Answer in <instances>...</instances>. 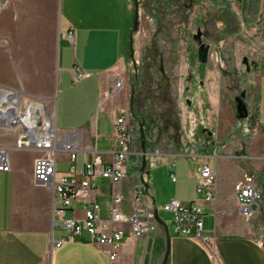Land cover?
<instances>
[{"label":"crops","instance_id":"obj_1","mask_svg":"<svg viewBox=\"0 0 264 264\" xmlns=\"http://www.w3.org/2000/svg\"><path fill=\"white\" fill-rule=\"evenodd\" d=\"M5 2L8 7L0 23L4 40L0 85L54 107L59 138L74 142L79 148L77 168H83L85 162L106 165L112 158L116 119L121 110L131 109L132 105L125 80L131 60L127 58V47L131 39L133 45L137 41L132 31L131 0ZM235 2L238 20L249 39L253 64L250 76L256 89V117L252 129L244 136L236 133V138L230 137L225 144H213L211 153L197 151L200 165L194 173L187 170L184 160L174 163L167 159L166 166L168 162L175 164L172 169L167 166L175 181L165 171L151 166L148 170L153 171L152 178L148 170L134 173L132 157L127 178L119 184L97 180L102 219L110 216L113 193L124 197V210L130 215L135 191L144 188L142 180L149 186L144 195L151 209L163 211L162 207L172 200L187 207H200L205 215V235L215 238L218 260H213L201 242L177 235L173 226L169 228L162 221L163 224H153L148 238H134L129 226H124L119 252L122 264H162L168 237L167 264H264L261 203L247 221L241 214L236 192L237 184L251 171L264 174V0ZM70 31L75 34L73 42L63 38ZM79 74L86 77L78 81ZM118 78L124 80V85L116 91ZM247 123L250 126V121ZM1 149L8 152L11 171L0 172V264H110L108 253L91 243L88 234L53 250L54 242L71 235L55 225L58 218L54 190L34 181V165L41 153L18 150L15 144H0ZM26 153L32 156L23 157ZM204 163L218 172L215 200L211 202L198 193L199 170ZM69 167L68 154L58 152L57 170L67 171ZM174 168L176 172L172 171ZM158 178L167 184L169 195ZM263 183L260 186L264 197ZM85 213L82 202H73L65 219L83 220Z\"/></svg>","mask_w":264,"mask_h":264},{"label":"rangeland","instance_id":"obj_2","mask_svg":"<svg viewBox=\"0 0 264 264\" xmlns=\"http://www.w3.org/2000/svg\"><path fill=\"white\" fill-rule=\"evenodd\" d=\"M3 1L0 0V23L8 7L7 2L3 4ZM131 3L134 25L135 0H131ZM139 6L140 30L134 35L137 37L136 44L133 45L131 39L127 47V58L131 60L125 80L131 91V103L135 95L140 114L144 113L148 117V126L143 125L148 166L160 169L159 172L165 171L170 176L166 166L168 158H155L154 155L156 152L166 155L173 151L169 146L171 143H168L170 136L179 146L175 153H184L186 150L211 153L213 144H225L236 133L245 135L237 118L235 99L245 91L249 112H256V89L251 85L250 76L252 72L248 73L243 64L244 58L251 60L249 39L238 20V5L235 0H139ZM198 29L202 32V42L210 49V60L204 68L198 62L199 46L194 40ZM1 30L2 28L0 32ZM3 43L0 36V54ZM132 47L134 58L131 57ZM162 66L166 77L162 76ZM1 71L3 65L0 61ZM152 73L154 77L151 76ZM200 80L206 82V93L198 91L197 84ZM155 86L168 91L154 99L152 96ZM188 86L192 87L190 95L185 92ZM187 98L191 100V106H188ZM56 104H59V95ZM174 106L180 117V130L170 128L168 133L163 132V121L158 119L162 118V113L171 116L175 112ZM132 126L134 156L130 162L134 173H137L143 162V139L140 134L141 126L134 116ZM247 129L249 131L248 126ZM16 138L17 134L14 132L0 130V144L3 147L15 144ZM239 138L238 141L241 140ZM22 156L31 157L32 153ZM177 158L170 159L174 163L184 160L187 170L192 173L200 165L196 157ZM148 171L152 178L153 171L150 168ZM172 171L176 172V169ZM249 175L254 178L261 193L260 203L264 214L261 189L264 174L258 175L251 171ZM158 180L166 195H169L171 192L167 184L160 178ZM159 216L169 228L173 226L169 213L159 211Z\"/></svg>","mask_w":264,"mask_h":264},{"label":"built area","instance_id":"obj_3","mask_svg":"<svg viewBox=\"0 0 264 264\" xmlns=\"http://www.w3.org/2000/svg\"><path fill=\"white\" fill-rule=\"evenodd\" d=\"M5 1V0H4ZM3 1V4H4ZM73 42L75 34L70 31L63 37ZM86 76L79 74L77 80ZM124 80L118 78L115 90L123 88ZM109 94L106 93L105 96ZM133 114L130 109L121 110L112 137V158L106 165L97 162H85L84 167L76 166L79 148L74 142L61 140L56 125V115L53 106L40 99H28L19 91L0 85V130L17 134L16 148L21 151L36 150L41 156L34 165V181L46 186L56 193L55 213L58 220L55 225L70 233L67 239L53 243V250L60 249L75 238L88 234L91 243L108 253L110 264H122L119 252L122 247L125 229L128 225L130 235L134 238H148L151 235L155 221L154 209L144 195L143 187L134 194L132 213L124 210V197L113 193L111 211L108 219L100 217L101 208L97 201L99 187L97 180L102 178L113 186L127 178L129 160L134 156ZM69 156L70 167L67 171H58V152ZM156 157H198L195 152L185 151L182 155L161 154ZM174 163H167L172 169ZM11 165L8 152L0 150V172H10ZM175 181V175L171 173ZM200 183L198 193L205 196L206 201L215 200L217 170L210 164L204 163L199 170ZM240 211L249 221L256 213L262 198L252 176L245 175L236 186ZM73 202H82L86 206L85 218L65 219V214L72 208ZM163 212L172 216L174 232L177 235L192 238L201 242L214 261L218 260L215 238L205 235L204 213L198 206L187 207L178 200H172L162 207Z\"/></svg>","mask_w":264,"mask_h":264},{"label":"water","instance_id":"obj_4","mask_svg":"<svg viewBox=\"0 0 264 264\" xmlns=\"http://www.w3.org/2000/svg\"><path fill=\"white\" fill-rule=\"evenodd\" d=\"M135 19H134V25H133V34H137L140 30V23H141V12H140V6H139V0H135ZM194 40L197 42L198 44V62L201 65H207L209 63L210 60V49L207 45H205L202 42V32L201 29H198L197 34L194 36ZM135 52H134V48H131V57L134 58ZM243 64L246 67V70L248 73L252 72V67H251V62L249 60V58H244L243 60ZM161 72H162V76L166 77V74L164 72L163 66L161 68ZM169 83V82H167ZM198 88H199V92L200 93H206L207 92V88H206V82L205 80H200L198 82ZM247 96V93L244 91L241 93V95L239 97H237L235 99V103H236V112H237V118L239 120H245L243 121L240 125L243 133H245V135L248 134V129L247 131L246 128L247 126L250 128V126L248 125V119H249V109L247 107V104L245 102V98ZM186 102L188 104V106H191V100H189L188 98L186 99ZM141 138L143 139V145H142V152H143V162H142V167H141V173H144L148 167V159H147V150L145 147V136H144V130H143V125H141ZM144 187L146 188V190L149 189L148 184L145 183L144 180H142ZM154 216H155V221L159 224H163L160 216H159V212L157 209L154 210ZM169 253H170V238L168 237L167 240V250L164 256V260L162 264H167L168 259H169ZM153 264H157L156 262H154Z\"/></svg>","mask_w":264,"mask_h":264},{"label":"trees","instance_id":"obj_5","mask_svg":"<svg viewBox=\"0 0 264 264\" xmlns=\"http://www.w3.org/2000/svg\"><path fill=\"white\" fill-rule=\"evenodd\" d=\"M204 67H205V65H201V68H204ZM151 76L154 77V74L152 73ZM167 91H168V89H164V88H161V87L159 88L158 86H155L154 91H153L154 95L152 97L153 98L155 97L154 99H157V97H159L160 95L166 94ZM130 110H131L134 118L138 121L140 126L141 125H144L145 127L148 126V120H147L148 117L144 113L140 114V110H138V105H136V96L135 95L133 97L132 105H131V109ZM174 111L175 112L171 116L170 115L167 116V115H164V113H162L161 114L162 118L158 119L160 121L161 120L163 121V128H164V129L162 128L163 132H167L168 133L170 131V128H174L175 131H177V130L179 131L180 130V127H181L180 126V122L181 121H180V117L178 116V110H177V108H175V106H174ZM255 114L256 113L251 114L250 119H248V122L250 121V128L249 129H252V127H253V124H254V121H255V117H256ZM243 121H245V120H239V123L241 124ZM168 143H171V144H169V146H171L170 148L173 149V151L171 150V153L178 152L179 146L172 141L171 136L169 138ZM147 170H148V167H147V169H146V171L144 173H146ZM143 189L146 190L145 187Z\"/></svg>","mask_w":264,"mask_h":264},{"label":"flooded vegetation","instance_id":"obj_6","mask_svg":"<svg viewBox=\"0 0 264 264\" xmlns=\"http://www.w3.org/2000/svg\"><path fill=\"white\" fill-rule=\"evenodd\" d=\"M250 62H251V67L253 68V64H252V61L250 60ZM190 82V80L188 81V83ZM197 88H198V84H197ZM191 89H192V87L191 86H188V87H186V93H187V95H190V92H191ZM198 91H199V88H198ZM246 100H247V96H246V98H245V102H246ZM246 104H247V102H246ZM249 119H250V117H251V113L249 112Z\"/></svg>","mask_w":264,"mask_h":264}]
</instances>
